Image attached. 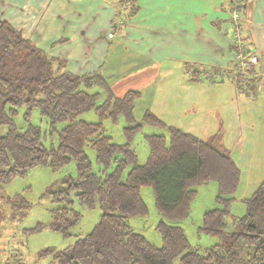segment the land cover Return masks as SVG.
I'll return each instance as SVG.
<instances>
[{
    "label": "trees",
    "instance_id": "trees-1",
    "mask_svg": "<svg viewBox=\"0 0 264 264\" xmlns=\"http://www.w3.org/2000/svg\"><path fill=\"white\" fill-rule=\"evenodd\" d=\"M129 5L125 18L136 11L132 0ZM63 42L60 39L51 46ZM230 78L238 93L255 94L258 75L232 72ZM139 96V91L129 89L116 97L100 71L69 72L66 59L48 54L0 19V228L6 220L22 221L30 209L20 194L5 195L3 186L37 166L59 171L73 163L75 176L52 184L44 193L53 204L49 221L29 228V233L50 230L72 236L70 229L82 217L75 204L87 210L98 208L100 214L88 233L73 235L71 244L39 252V257L50 256L51 264H264V182L244 199L245 213L231 216L232 198L227 196L236 190L240 171L223 147L220 133L202 140L166 126L148 111L136 122L133 109ZM35 108L49 130L56 131V145L42 143L39 126L16 125L21 109L27 119ZM89 110L98 122L80 119ZM119 116L126 124L127 142L122 144L113 142L102 125ZM143 122L165 126L168 134L145 136L148 156L139 164L129 141ZM57 124L62 126L57 129ZM87 150L94 153L96 169ZM209 181L217 183L219 206L203 214L198 229L218 242L201 249L189 244L178 223L189 215L195 187ZM146 186L152 190L159 217L155 229L160 246L128 224L130 217L147 213L140 194ZM12 262L4 264H17Z\"/></svg>",
    "mask_w": 264,
    "mask_h": 264
},
{
    "label": "crops",
    "instance_id": "crops-1",
    "mask_svg": "<svg viewBox=\"0 0 264 264\" xmlns=\"http://www.w3.org/2000/svg\"><path fill=\"white\" fill-rule=\"evenodd\" d=\"M132 1L136 11L125 18L130 0H2L0 19L48 54L66 58L69 72L100 71L116 97L127 90L119 96L113 82L137 91L196 86L187 79L193 66L228 73V80L212 84L234 87L235 32L264 74V0ZM60 39L65 42L51 46Z\"/></svg>",
    "mask_w": 264,
    "mask_h": 264
},
{
    "label": "rangeland",
    "instance_id": "rangeland-1",
    "mask_svg": "<svg viewBox=\"0 0 264 264\" xmlns=\"http://www.w3.org/2000/svg\"><path fill=\"white\" fill-rule=\"evenodd\" d=\"M83 47L85 49V45ZM109 57L110 55L108 60ZM191 68H188L187 79L189 82H196V86L176 87V83L164 86L154 84L144 91L138 90L140 96L134 102V120L141 122L148 111L166 126L182 129L206 140L219 132L223 144L225 143L226 149L240 171L237 188L227 198H232L230 215L241 216L246 211L244 199L249 198L259 184L264 182V87L262 88L264 84L261 83L260 88L257 87L255 94L238 93L235 87H227V84H212V81L228 80V73L213 72L206 66ZM192 76L196 80H192ZM118 83L113 82L112 85L119 96L128 89H134L117 85ZM94 91L98 90L93 89L91 92ZM102 96L98 103L103 99ZM80 119L94 123L99 121L93 110L81 114ZM46 122L47 120L40 116L36 108L30 112L27 119L23 109L15 117V123L19 127L24 128L28 123L39 126L41 141L49 147L51 144L56 145L57 135L56 131L49 130ZM102 125L106 133L112 137L113 142L118 144L127 142L123 131L126 124L122 116L115 121L106 119ZM61 126L62 124H57L56 128L59 129ZM151 134L166 136L168 133L165 126L143 122L129 141L135 149L139 164H143L147 159L148 147L145 136ZM87 154L96 169L94 153L87 150ZM69 176H75L73 163L59 171L37 166L25 176L15 177L3 186L5 195L13 197L20 194L30 204V209L22 221L6 220L1 226L0 264H4L6 260L17 261V264H51L50 256L39 257V252L47 248L62 249L73 242L75 235H85L93 228L100 214L99 209L87 210L75 204V208L81 212L82 217L70 229L72 236L63 237L50 230L29 233V228L38 223H47L50 219L49 209L53 204L44 196L46 189L52 184L58 185ZM195 190L196 194L190 203L189 215L178 225L183 228L191 246L204 249L218 242L217 238L204 235L198 229L202 225L203 214L219 206L216 201L218 186L215 181H209L196 186ZM140 194L147 207V213L144 216L130 217L128 224L149 242L160 246L161 238L155 229L159 217L152 190L146 186L141 189Z\"/></svg>",
    "mask_w": 264,
    "mask_h": 264
},
{
    "label": "built area",
    "instance_id": "built-area-1",
    "mask_svg": "<svg viewBox=\"0 0 264 264\" xmlns=\"http://www.w3.org/2000/svg\"><path fill=\"white\" fill-rule=\"evenodd\" d=\"M237 20L238 15L236 12H234L232 15V21L234 23L235 29L238 28ZM233 44L235 46V52L233 55L234 72L239 74L253 72L260 77L259 81L261 79V83H263L264 74L260 73L257 68H255L258 64V57L254 54L248 53V50L245 48L238 32H235L233 35Z\"/></svg>",
    "mask_w": 264,
    "mask_h": 264
}]
</instances>
